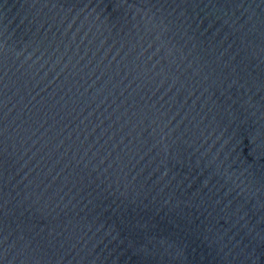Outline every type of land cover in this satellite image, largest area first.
Returning <instances> with one entry per match:
<instances>
[{
    "label": "water",
    "instance_id": "95a60500",
    "mask_svg": "<svg viewBox=\"0 0 264 264\" xmlns=\"http://www.w3.org/2000/svg\"><path fill=\"white\" fill-rule=\"evenodd\" d=\"M0 264H264V0H0Z\"/></svg>",
    "mask_w": 264,
    "mask_h": 264
}]
</instances>
